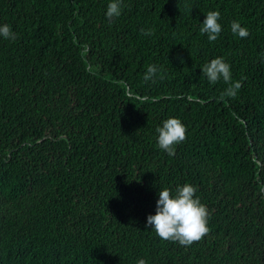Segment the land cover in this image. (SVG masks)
I'll return each mask as SVG.
<instances>
[{
    "label": "trees",
    "instance_id": "obj_1",
    "mask_svg": "<svg viewBox=\"0 0 264 264\" xmlns=\"http://www.w3.org/2000/svg\"><path fill=\"white\" fill-rule=\"evenodd\" d=\"M109 2L0 0L16 34L0 37V264H264V0H123L112 21ZM214 58L234 98L202 73ZM170 117L174 155L157 144ZM185 183L210 214L191 246L147 226Z\"/></svg>",
    "mask_w": 264,
    "mask_h": 264
},
{
    "label": "clouds",
    "instance_id": "obj_2",
    "mask_svg": "<svg viewBox=\"0 0 264 264\" xmlns=\"http://www.w3.org/2000/svg\"><path fill=\"white\" fill-rule=\"evenodd\" d=\"M122 4L123 0H110L106 10V17L109 21L122 14ZM219 20L220 13L218 11H209L205 15L200 33L207 34L210 42L216 41L222 31ZM231 30L240 38L250 35L248 29L242 27L237 21L232 22ZM141 33L145 36L154 34L151 29H141ZM0 37L14 40L16 34L10 26L5 24L0 25ZM157 71L155 65H149L144 80L146 82L152 80ZM201 71L212 84L221 78L229 83V87L221 94V98L224 96L234 98L237 90L242 87L239 81L231 83L230 65L223 58L212 59L202 66ZM186 131L185 125L178 118L170 117L164 120L162 126L156 129L158 147L169 155H174L175 146L185 141ZM196 192V187L188 183L177 186L174 194L169 188L160 189L159 199L156 202V213L147 217V226H151L162 240L178 242L182 246H191L193 242L200 241L210 231L207 227L210 214L207 207L201 203L200 198L196 196ZM137 264H147V262L144 259H139Z\"/></svg>",
    "mask_w": 264,
    "mask_h": 264
}]
</instances>
